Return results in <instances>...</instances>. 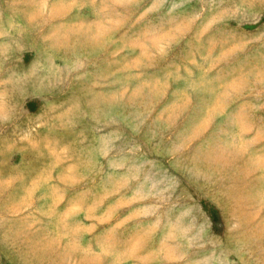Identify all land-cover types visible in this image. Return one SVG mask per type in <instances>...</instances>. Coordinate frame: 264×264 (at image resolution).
Here are the masks:
<instances>
[{"label": "rangeland", "instance_id": "374dc122", "mask_svg": "<svg viewBox=\"0 0 264 264\" xmlns=\"http://www.w3.org/2000/svg\"><path fill=\"white\" fill-rule=\"evenodd\" d=\"M0 264H264V0H0Z\"/></svg>", "mask_w": 264, "mask_h": 264}]
</instances>
